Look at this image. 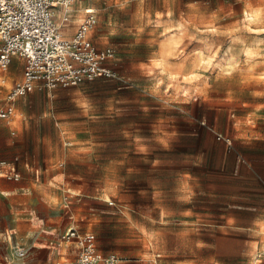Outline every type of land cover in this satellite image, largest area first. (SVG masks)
I'll return each instance as SVG.
<instances>
[{"label":"rangeland","instance_id":"374dc122","mask_svg":"<svg viewBox=\"0 0 264 264\" xmlns=\"http://www.w3.org/2000/svg\"><path fill=\"white\" fill-rule=\"evenodd\" d=\"M87 7L94 43L116 51L109 65L125 81L38 88L16 101L12 127L0 120L1 152L22 175L0 177V264H55L51 245L69 264L71 226L118 264L171 262L181 236L228 246L213 239L235 234L226 195L264 162V0H75L72 22ZM22 71L15 61L10 79ZM11 183L20 188L7 195ZM28 219H43L47 243L16 229Z\"/></svg>","mask_w":264,"mask_h":264},{"label":"built area","instance_id":"2783aa9c","mask_svg":"<svg viewBox=\"0 0 264 264\" xmlns=\"http://www.w3.org/2000/svg\"><path fill=\"white\" fill-rule=\"evenodd\" d=\"M74 1L0 0V88L14 81L9 73L15 61L23 66L21 78L8 88L0 105V120L10 123L17 113L16 101L38 88L78 86L100 78L125 81L109 65L116 51L111 47L100 49L93 41L92 33L98 24L96 9L85 8L77 29L68 35ZM0 177L10 181L22 178L13 164L2 159ZM62 240L75 257L71 264H118L122 260L116 254L101 252L93 232L72 227ZM27 251L19 247L16 256L25 257Z\"/></svg>","mask_w":264,"mask_h":264},{"label":"crops","instance_id":"0c3cea01","mask_svg":"<svg viewBox=\"0 0 264 264\" xmlns=\"http://www.w3.org/2000/svg\"><path fill=\"white\" fill-rule=\"evenodd\" d=\"M81 19H76L72 23H76L78 27ZM74 32L73 30L72 33L70 32L68 35H72ZM17 62L19 63V61ZM1 89L5 88H0V90ZM11 122L6 123L12 127ZM12 157L13 155L11 153L3 154L0 149V159L13 164L20 172L18 167L19 157H15L14 160H12ZM240 157L239 155L237 160L238 164L240 162L243 164L246 163V159H240ZM251 157H253V155H251ZM242 160L244 161L242 162ZM243 173L244 175L241 177L245 179V187L242 190H236L226 195L229 208L227 226L234 229L235 234L213 238L228 240L229 245H221L215 241L210 243L196 240L199 239V237L192 235L181 236V239L186 240L183 241V243H188V245L182 247L180 251H171L169 254L173 255L174 259L169 262V259L166 258L165 264H264V162H260L258 159L251 160ZM19 188L17 184L11 183L6 186L4 192L7 193V195H12L15 194ZM41 220L42 223H39V225L32 224V219L29 220V223L25 220H20L15 223V227L20 232H26L28 237L30 231L33 230L35 233L41 230L38 229L41 228L43 224V219ZM68 223H66V225H68ZM72 227L75 226L68 227L66 231ZM41 232L44 233L45 236V242L43 243H47L46 239H50L52 233L44 230V228H42V231L39 233ZM23 246L27 248V245ZM67 249L69 252L64 254V256H66L64 258L72 259L69 261V264H71L75 257L71 253L69 247ZM47 250L50 255L49 258H52L55 264H64L63 262L65 261L63 259H58L61 249L58 250L55 246L51 245L47 246ZM160 257V254L155 257L154 262L156 264Z\"/></svg>","mask_w":264,"mask_h":264}]
</instances>
